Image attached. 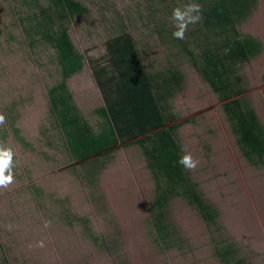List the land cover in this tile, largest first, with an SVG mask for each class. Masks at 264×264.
Listing matches in <instances>:
<instances>
[{
    "label": "rangeland",
    "instance_id": "rangeland-1",
    "mask_svg": "<svg viewBox=\"0 0 264 264\" xmlns=\"http://www.w3.org/2000/svg\"><path fill=\"white\" fill-rule=\"evenodd\" d=\"M78 1L87 12L68 21L67 33L83 55V68L65 86L79 114L92 129L98 127L92 121L101 123L93 109L103 101L89 61L108 68L104 43L116 33L119 18L144 68L162 74L175 68L180 75L166 102L179 121L181 153L199 161L195 170L184 172L213 211L214 223L173 194L161 209L174 232L168 239L157 237L156 182L134 142L80 161L68 156L49 114L47 90L61 79L54 49L37 34L31 43L20 32L11 0H0V114L5 117L0 145L14 152V183L0 191V264H223L215 253L220 244L234 253L232 261L242 259L236 264H264V157L251 162L242 155L221 100L163 30L172 25L174 7L201 4ZM250 3L234 28L254 38L259 50L236 64L233 77L242 88L241 103L264 131V0ZM6 31L13 38L7 39ZM189 47L194 55L199 52L196 45ZM41 240L42 248L36 246Z\"/></svg>",
    "mask_w": 264,
    "mask_h": 264
},
{
    "label": "trees",
    "instance_id": "trees-1",
    "mask_svg": "<svg viewBox=\"0 0 264 264\" xmlns=\"http://www.w3.org/2000/svg\"><path fill=\"white\" fill-rule=\"evenodd\" d=\"M196 1L202 9L198 27L188 30L183 40L172 37V25H164L163 30L168 33V39L189 56L192 65L221 100L242 155L251 162H259L264 157V131L252 110L241 103L242 88L233 77L236 64L259 50L254 38L239 34L234 28L248 10L250 0ZM11 3L20 32L25 33L31 43L37 34L38 41L54 49L61 79L47 90L49 114L68 156L80 161L94 154H105L125 141L134 142L156 182L152 225L159 224L157 230L153 226L157 237L168 239V232H174L161 209L173 194H180L193 203L201 216L213 224V211L202 202L184 168L177 163L182 155L176 141L179 121L169 110L166 96L171 83L179 84L178 71L171 68L162 74L144 68L133 36L118 18L116 33L108 36L104 43L109 69L89 61L91 77L103 101L95 111L101 123L99 129L94 130L79 114L65 86V80L83 68V55L72 44L67 23L76 15L85 14L86 7L78 0H11ZM22 9H26L24 14ZM6 34L7 39L13 38L12 33ZM190 43L198 47L196 55L190 51ZM198 59L202 62L198 63ZM226 245L220 244L215 249L221 263H242L240 258L232 261L234 253L232 255Z\"/></svg>",
    "mask_w": 264,
    "mask_h": 264
},
{
    "label": "clouds",
    "instance_id": "clouds-1",
    "mask_svg": "<svg viewBox=\"0 0 264 264\" xmlns=\"http://www.w3.org/2000/svg\"><path fill=\"white\" fill-rule=\"evenodd\" d=\"M201 11V6L196 3H187L182 7H174L171 12L173 28L171 33L172 37L174 39L183 40L185 38V33L188 31L189 25H195L201 22ZM4 124L5 117L3 114H0V125ZM13 157L14 152L11 148L0 145V188L6 189L14 183ZM177 163L185 170L192 171L196 169L199 161L194 159L190 153L184 152L177 160ZM44 226L48 227L49 222L46 221ZM36 246L41 248L44 247V241H37Z\"/></svg>",
    "mask_w": 264,
    "mask_h": 264
},
{
    "label": "crops",
    "instance_id": "crops-1",
    "mask_svg": "<svg viewBox=\"0 0 264 264\" xmlns=\"http://www.w3.org/2000/svg\"><path fill=\"white\" fill-rule=\"evenodd\" d=\"M102 106V105H101ZM101 106H96V107H94V109H93V111L95 112L96 111V109L98 108V107H101ZM75 107L78 109V107L75 105ZM93 123H98V127H93L94 128V130H97V129H99V123L100 122H97V121H92ZM3 188H0V191L2 190Z\"/></svg>",
    "mask_w": 264,
    "mask_h": 264
}]
</instances>
